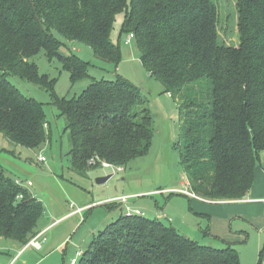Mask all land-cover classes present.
I'll list each match as a JSON object with an SVG mask.
<instances>
[{"label": "trees", "instance_id": "1", "mask_svg": "<svg viewBox=\"0 0 264 264\" xmlns=\"http://www.w3.org/2000/svg\"><path fill=\"white\" fill-rule=\"evenodd\" d=\"M237 11L239 45L226 46L220 41L213 0H0V132L32 150L50 138L43 105L22 94L9 79L14 76L53 93L52 105L70 133L71 167L78 174L103 162L125 168L147 155L154 121L149 100L137 86L124 78L100 80L78 97L60 98L56 80L30 61L44 50L76 83L91 79L89 63L76 54H62L65 42L55 33L89 46L112 65L121 62L122 37L134 34L144 68L179 102L180 156L191 192L209 202L244 199L264 152V0H238ZM119 15L123 20L115 43ZM202 81L210 84L205 102L195 97V86ZM20 184L0 166V238L24 248L40 233L45 207ZM109 206V211L119 208ZM77 264L241 260L231 244L205 246L171 224L122 214L95 236Z\"/></svg>", "mask_w": 264, "mask_h": 264}, {"label": "rangeland", "instance_id": "2", "mask_svg": "<svg viewBox=\"0 0 264 264\" xmlns=\"http://www.w3.org/2000/svg\"><path fill=\"white\" fill-rule=\"evenodd\" d=\"M213 1L219 11L221 43L238 46V0ZM122 20L123 15H119L113 32L115 43ZM55 36L65 42L61 48L62 54H76L89 63L91 77L73 83L70 72L64 69L62 63L57 59L49 60L45 51H41L30 61L38 66L41 74L56 80L54 91L58 97L73 99L80 96L94 81L124 78L137 86L143 97L149 100L154 133L148 154L131 161L125 168L121 167L122 172L116 171L114 174L113 169L99 167L80 175L71 167L70 133L65 131V118L59 117L58 110L52 105L53 93L18 77H9L22 94L43 105L48 121L47 132L50 138L40 149L32 150L16 145L0 132V166L7 176L21 181L20 185L44 204L45 213L39 220L38 230L43 231L55 222L60 216L57 214L71 211L70 205L80 204L84 197L88 198V202H98L101 199L127 196L128 205L139 209L147 219L171 224L184 237L205 246L221 249L231 244L238 251L241 264H264V203L260 201H263L264 193L261 189L264 190V187L258 188L259 193L255 189L247 195V202L224 205L218 203L235 200H215L212 203L209 202L211 200L194 198L183 192L192 190L188 173L181 163L182 118L179 102L144 68L135 40L127 44L128 35L122 37L121 62L112 65L95 56L89 46L65 41L56 33ZM195 87H198L195 97L205 102L210 92L209 82L202 81ZM136 109L141 110L143 107ZM40 156L45 157L46 162H39ZM257 169V173L264 174V152L260 154ZM108 175L113 176L106 183H97L98 178ZM28 181H31L32 186L27 185ZM19 196L22 199V195ZM101 203L86 209L80 216L55 223L46 233L51 243H48V251H43L36 259H33L31 250L24 252L18 264H70L73 258L80 260L78 252H86L95 236L116 223L125 212L126 206L121 205L109 215L108 209L111 206ZM114 203L120 205L119 202ZM195 204L211 205L209 207L212 208H208L211 213H199ZM219 205L222 208H218ZM157 214H166L174 223L171 219H159ZM230 214L231 219L228 217ZM5 243L16 245L17 250L11 246L6 247ZM1 247L6 252L11 250V257L21 250L18 243L3 238H0ZM4 252L0 250V258L8 253Z\"/></svg>", "mask_w": 264, "mask_h": 264}, {"label": "crops", "instance_id": "3", "mask_svg": "<svg viewBox=\"0 0 264 264\" xmlns=\"http://www.w3.org/2000/svg\"><path fill=\"white\" fill-rule=\"evenodd\" d=\"M38 161H39V159H38ZM257 171H258V169L256 168V171H255V182H254V185H253V187L251 188V190H250V192H249V194L250 193H252L253 192V190H257V192L259 193V189L258 188H260V187H264V174H261V173H257ZM105 175H106V173H105ZM27 185L28 186H32V183H31V181H28L27 182ZM261 191H263V193H264V190L263 189H261ZM262 193V192H261ZM248 194V195H249ZM131 195H133V194H131ZM247 197H245L244 199H242V200H238V201H231V202H224V203H218V204H221V205H224V204H235V203H241V202H247L248 200L246 199ZM109 199V198H108ZM263 199V201L262 200H260L261 201V203L263 202L264 203V197L262 198ZM106 202V201H108L107 199H101V200H99L98 202H88V198L87 197H84L83 199H82V201H81V203L79 204V203H75V205L76 206H74V204H72V205H70V209H71V211H68V212H66V213H63V214H57V215H60L57 219H55L56 221L55 222H53L51 225H49L47 228H45L43 231H41L40 230V233H43L44 231H46V233H47V231H48V229L50 228V227H52L55 223H57V222H65V221H67L68 219H70V218H72V217H75V216H80L81 215V213H83L86 209H90V207L92 206V204L93 203H99V202ZM112 203H114V202H112ZM108 204H111V203H108ZM116 204V203H115ZM196 206H197V208H198V210L200 211L199 213H202V214H204V215H209L210 213H211V211H209V209L208 208H212V207H209V206H211V205H208V206H202V205H199V204H195ZM207 205V204H206ZM221 205H219V206H217L218 208H222V207H220ZM73 208H72V207ZM119 206H121V205H119ZM75 207V208H74ZM111 208H113L112 206H111ZM79 210H82V212L81 213H79ZM226 210V209H225ZM227 211V210H226ZM112 212H111V210L109 211V215L111 214ZM231 215L232 214H230L228 217L230 218L231 217ZM159 216V214H157V217ZM164 216H166V214L164 215ZM108 217V216H107ZM159 218V217H158ZM166 219H171L170 221H173V223H174V220L172 219V218H169L168 216H166ZM231 219V218H230ZM39 233V234H40ZM45 236H46V234H45ZM48 243H49V241H48V239H47V241L43 244V247H42V249L41 250H36V249H34V248H32V247H30V248H26L25 249V247L24 248H21V250H18L17 251V254H15V256L14 257H11V256H9V253H10V251L11 250H8L7 252H6V249H4L5 250V252L4 253H7V254H3L2 255V257L0 258V264H18V262L20 261V259L24 256V254L26 253V252H28L29 250H31L32 251V256H33V259H36V257L38 258L39 256H40V253H42L43 251H44V253H46L47 251H48V247H49V245L51 244V243H49V245H48ZM63 243H61L60 244V246L62 245ZM5 245H6V247H12V249L13 250H17L16 249V245H13L12 243H5ZM46 245V247H45V249H44V246ZM60 246H58L57 247V250L59 249V247ZM3 248L1 247L0 248V250H1V252H3L4 250H2ZM25 252V253H24ZM52 253V252H51ZM50 253V254H51ZM31 256V254L29 255V257ZM41 259H42V257L39 259V261H41ZM5 262H7V263H5ZM25 264H28V263H25ZM37 264V263H36Z\"/></svg>", "mask_w": 264, "mask_h": 264}, {"label": "built area", "instance_id": "4", "mask_svg": "<svg viewBox=\"0 0 264 264\" xmlns=\"http://www.w3.org/2000/svg\"><path fill=\"white\" fill-rule=\"evenodd\" d=\"M133 39H134V34L128 35V39H127L126 43L129 44ZM39 161L44 163V162H46V158L43 157V156H40L39 157ZM102 167L105 168V169H113V173L114 174H116V171H118V172H122L123 171L121 167L114 166V165H112L110 163H107V162H103L102 163ZM183 192L185 194L191 196V197L199 198L191 191L190 192L189 191H183ZM112 202H119L120 205H125L126 206L125 207V212H124V215L126 217L143 216V213L139 209H133V208L130 207V205H128V203H127L128 202V197L127 196L118 197V198H115V199H110V200H108L106 202H103L101 204L112 203ZM97 205H99V204L94 203L91 207H95ZM81 212H82V210H79V213H81ZM158 217H159V219H162V218L166 219V216H164V215H159ZM45 234H46V231H44L43 233H40L37 236H35L29 242V244L25 247V249L32 247V248H34L36 250H41L42 247H43V244L47 241V238H46ZM81 256H82V252H78V257H81ZM78 261L79 260L77 258H73L70 264H77Z\"/></svg>", "mask_w": 264, "mask_h": 264}, {"label": "water", "instance_id": "5", "mask_svg": "<svg viewBox=\"0 0 264 264\" xmlns=\"http://www.w3.org/2000/svg\"><path fill=\"white\" fill-rule=\"evenodd\" d=\"M112 176H113V175H108V176H105V177H102V178H98V179H97V183H98L99 185L104 184V183H106L110 178H112Z\"/></svg>", "mask_w": 264, "mask_h": 264}]
</instances>
